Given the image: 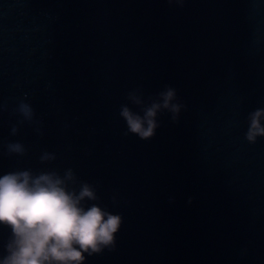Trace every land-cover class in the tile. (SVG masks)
Instances as JSON below:
<instances>
[{"label":"water","instance_id":"water-1","mask_svg":"<svg viewBox=\"0 0 264 264\" xmlns=\"http://www.w3.org/2000/svg\"><path fill=\"white\" fill-rule=\"evenodd\" d=\"M165 84L187 105L179 123L126 137V94ZM25 97L38 124L13 114ZM258 107L264 0H0V175L72 168L98 185L123 223L86 264H264V139L243 138ZM15 141L26 156L6 154Z\"/></svg>","mask_w":264,"mask_h":264},{"label":"clouds","instance_id":"clouds-1","mask_svg":"<svg viewBox=\"0 0 264 264\" xmlns=\"http://www.w3.org/2000/svg\"><path fill=\"white\" fill-rule=\"evenodd\" d=\"M166 2L169 7L182 9L187 0ZM125 99L128 103L119 109L126 124L124 135L145 142L152 140L161 127V115L168 114L170 122L178 124L181 113L187 110L177 89L168 84L147 96L142 86L137 87ZM13 114L22 118L19 124L39 123L26 97L17 102ZM245 123L243 138L248 145L264 139V107L250 111ZM18 131L13 125L11 135ZM4 147L8 156L27 155L25 145L19 141L8 142ZM56 159L55 153L44 151L39 162L46 165ZM97 189L98 185L79 180L72 168L63 174L52 168H28L0 175V228L10 232L3 244L0 264H86L89 257L114 251L123 218L102 206ZM192 200L189 197L188 203ZM174 202L175 197L169 196V203ZM112 203H117L115 196Z\"/></svg>","mask_w":264,"mask_h":264}]
</instances>
